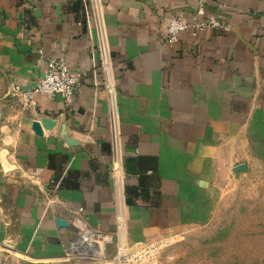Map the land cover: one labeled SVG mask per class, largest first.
Returning <instances> with one entry per match:
<instances>
[{
	"label": "crops",
	"instance_id": "0c3cea01",
	"mask_svg": "<svg viewBox=\"0 0 264 264\" xmlns=\"http://www.w3.org/2000/svg\"><path fill=\"white\" fill-rule=\"evenodd\" d=\"M200 1L101 0L132 242L207 223L205 176L224 154L264 161V0H203L208 14L224 7L231 31L167 43L170 21L192 22ZM98 43L89 0H0V236L8 229L5 239L28 258L63 257L77 238L78 215L116 237ZM52 58L82 75L79 93L70 106L50 95L26 104L12 88L32 89ZM45 117L57 124L36 135L33 122ZM109 251L113 257L115 245Z\"/></svg>",
	"mask_w": 264,
	"mask_h": 264
},
{
	"label": "rangeland",
	"instance_id": "374dc122",
	"mask_svg": "<svg viewBox=\"0 0 264 264\" xmlns=\"http://www.w3.org/2000/svg\"><path fill=\"white\" fill-rule=\"evenodd\" d=\"M205 178L213 206L204 225L183 227L148 242H132L126 236V245L117 240L113 257L108 249L98 259L74 250L72 242L63 257L49 261L21 254L23 246L6 240L4 229L0 264H121L122 256L128 264H264V161L238 162L224 154Z\"/></svg>",
	"mask_w": 264,
	"mask_h": 264
},
{
	"label": "built area",
	"instance_id": "2783aa9c",
	"mask_svg": "<svg viewBox=\"0 0 264 264\" xmlns=\"http://www.w3.org/2000/svg\"><path fill=\"white\" fill-rule=\"evenodd\" d=\"M197 9L196 18L192 22H186L179 18H173L168 25L169 44H175L184 33H191L197 37L199 32L205 29H215L222 32H230L231 25L224 13V7H219L216 11L207 13L203 6V0ZM93 13L97 20L99 29L98 49L100 59L94 63V68L99 69L102 80V89L106 95L109 105V121L111 128V144L113 149V159L110 168V177L114 185L115 209L117 230L116 237L112 233H107L99 227H94L78 215L74 217L72 226L75 228L77 238L72 243V248L76 251H84L86 254L97 253L99 257L106 254L110 246L115 245L117 240H126L127 236V201L125 193V170L122 162V141L120 133V119L118 113V87L113 70V62L109 51L106 36L102 26L103 5L101 0H89ZM203 20H199V18ZM82 75L71 71L65 59L52 58L47 63V69L36 85L27 91H22L19 87H13L12 92L23 97L28 105H36V97L39 95H50L60 97L67 106L72 105L75 95L82 87ZM148 255V254H147Z\"/></svg>",
	"mask_w": 264,
	"mask_h": 264
},
{
	"label": "water",
	"instance_id": "95a60500",
	"mask_svg": "<svg viewBox=\"0 0 264 264\" xmlns=\"http://www.w3.org/2000/svg\"><path fill=\"white\" fill-rule=\"evenodd\" d=\"M56 124V121L52 118L45 117L42 118L40 121L33 122L32 127L36 135L42 136L44 134V130H52L54 129ZM65 140L70 146L79 145V142L72 138L67 137ZM58 226L63 227V223L61 220H58Z\"/></svg>",
	"mask_w": 264,
	"mask_h": 264
}]
</instances>
